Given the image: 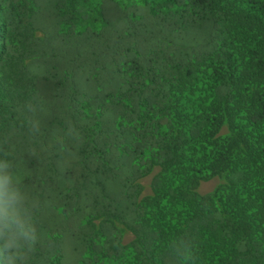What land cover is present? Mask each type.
I'll use <instances>...</instances> for the list:
<instances>
[{
  "label": "trees",
  "instance_id": "obj_1",
  "mask_svg": "<svg viewBox=\"0 0 264 264\" xmlns=\"http://www.w3.org/2000/svg\"><path fill=\"white\" fill-rule=\"evenodd\" d=\"M0 159L17 264H264V0H0Z\"/></svg>",
  "mask_w": 264,
  "mask_h": 264
},
{
  "label": "clouds",
  "instance_id": "obj_2",
  "mask_svg": "<svg viewBox=\"0 0 264 264\" xmlns=\"http://www.w3.org/2000/svg\"><path fill=\"white\" fill-rule=\"evenodd\" d=\"M21 181V175L13 173L8 162L0 159V255L8 264L21 261L36 239L31 208L19 188Z\"/></svg>",
  "mask_w": 264,
  "mask_h": 264
},
{
  "label": "rangeland",
  "instance_id": "obj_3",
  "mask_svg": "<svg viewBox=\"0 0 264 264\" xmlns=\"http://www.w3.org/2000/svg\"><path fill=\"white\" fill-rule=\"evenodd\" d=\"M150 181H151V178H147V180H145L144 183L146 185H149ZM217 184H218L217 180H213V181H210L208 183H203L202 186H201L200 191H201L202 194L209 193V192H211V191H213L215 189Z\"/></svg>",
  "mask_w": 264,
  "mask_h": 264
}]
</instances>
